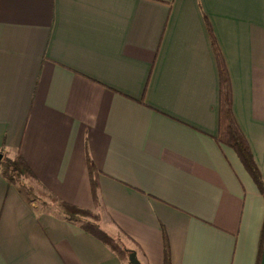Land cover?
Returning <instances> with one entry per match:
<instances>
[{
  "label": "crops",
  "instance_id": "obj_1",
  "mask_svg": "<svg viewBox=\"0 0 264 264\" xmlns=\"http://www.w3.org/2000/svg\"><path fill=\"white\" fill-rule=\"evenodd\" d=\"M231 111L264 173V0H0V150L132 240L140 264H256L263 201L217 131ZM0 264H124L0 176Z\"/></svg>",
  "mask_w": 264,
  "mask_h": 264
},
{
  "label": "trees",
  "instance_id": "obj_2",
  "mask_svg": "<svg viewBox=\"0 0 264 264\" xmlns=\"http://www.w3.org/2000/svg\"><path fill=\"white\" fill-rule=\"evenodd\" d=\"M204 18L209 46L215 61L218 76V102H217V131L214 140L218 144L232 149L238 157L243 168L253 181L263 201V215L260 228L259 245L256 264H259L264 239V173H260L254 164L248 144L240 131L231 111V87L227 68L218 47L212 29ZM1 152V150H0ZM85 167L87 171L92 204L94 212L68 204L49 193L36 179L33 172L20 153L7 157L2 153L0 159V176L8 183L14 185L26 201H35L41 206L53 208L57 214L77 223L84 231L100 240L124 264H129L127 255L137 249L136 244L125 236L134 248L126 247L122 242L101 228L99 224L102 206L97 198V171L85 151ZM162 238V264H170L169 246L165 232L161 231Z\"/></svg>",
  "mask_w": 264,
  "mask_h": 264
},
{
  "label": "water",
  "instance_id": "obj_3",
  "mask_svg": "<svg viewBox=\"0 0 264 264\" xmlns=\"http://www.w3.org/2000/svg\"><path fill=\"white\" fill-rule=\"evenodd\" d=\"M2 157V153L0 152V159ZM127 260L129 264H140L138 259L136 258L135 252L130 251L127 255ZM259 264H264V239H263V244H262V252H261V257H260V262Z\"/></svg>",
  "mask_w": 264,
  "mask_h": 264
},
{
  "label": "rangeland",
  "instance_id": "obj_4",
  "mask_svg": "<svg viewBox=\"0 0 264 264\" xmlns=\"http://www.w3.org/2000/svg\"><path fill=\"white\" fill-rule=\"evenodd\" d=\"M114 237L118 239L120 242H122L126 247L129 246L128 242L118 233H115Z\"/></svg>",
  "mask_w": 264,
  "mask_h": 264
}]
</instances>
